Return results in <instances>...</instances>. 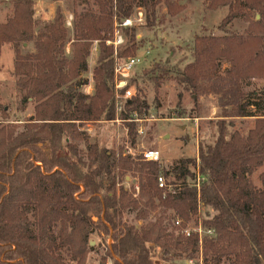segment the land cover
Masks as SVG:
<instances>
[{"label":"trees","instance_id":"16d2710c","mask_svg":"<svg viewBox=\"0 0 264 264\" xmlns=\"http://www.w3.org/2000/svg\"><path fill=\"white\" fill-rule=\"evenodd\" d=\"M8 1L12 15L0 23V57L13 46L21 105L36 106L24 124H6L0 102V264H87L96 232L111 239L107 256L115 264H156L158 250L163 261L200 256L202 264H264V172L260 189L252 182L264 167V114L250 111L261 107L243 90L246 82L264 79V0H205L209 11L228 9L218 27L223 35L196 36L191 61L176 72L160 65L146 71L158 107L169 75L181 88L178 107L184 94L197 108L201 97L218 101L214 143L201 144L197 158L168 169L134 162L122 148L101 149L81 128L115 120L116 60L140 49L136 29L120 25L142 9L147 27L154 28L161 8L170 17L185 9L179 0H91L75 12L72 36L60 8L52 21L40 22L35 0ZM239 19L247 29L230 32ZM119 29L125 42L116 49L108 42ZM94 44V93L87 95ZM143 108L152 109L138 94L128 103V112ZM249 118L256 122L247 134L234 129L235 120ZM129 172L136 173V183L126 188ZM160 175L173 178L170 190L159 189ZM203 207L216 214L202 222L215 236L186 237V225L200 219ZM126 212L136 213V225L123 222ZM173 224L178 236L170 232Z\"/></svg>","mask_w":264,"mask_h":264},{"label":"rangeland","instance_id":"374dc122","mask_svg":"<svg viewBox=\"0 0 264 264\" xmlns=\"http://www.w3.org/2000/svg\"><path fill=\"white\" fill-rule=\"evenodd\" d=\"M44 2L46 4H57L54 5V11L58 8L62 10L66 18L67 27L72 36L75 12H82L87 8L86 2H91V0H77L75 2H68L65 0H60L58 2L35 0L36 20L40 22H49L48 20L43 19L42 9L44 8ZM179 5L183 6L185 9L176 17L168 16L166 8H161L158 11L157 16L159 24L154 28L147 27L146 19L143 24L136 21L135 19L138 17V11H136L132 17L134 24L132 27H128L136 29L140 49L135 56L142 61L141 65L133 74L132 82L138 91H140L138 92V95H140L141 98L146 99L153 111H156V116L160 119L159 122L151 125L144 142L147 149H156L161 152L162 160L159 165L162 169H168L182 158H197L199 146L201 144L212 145L216 139L217 128L215 125L218 121V116H220L218 101L215 96L213 97H215L216 100L210 105L212 112H209L207 115L208 118L203 121L195 120L201 116L202 106L199 104L198 108L195 107L190 95L184 94L183 102L180 107H178V94L180 93L181 88L174 80L169 79V77H171L170 75L167 76V80L164 81L158 91L157 103L160 106L158 107L155 102L156 92L154 86L148 82L145 76L146 71H149L158 65L176 72V69H182L185 64L191 61L194 44H191L188 39L191 36L190 34H187L188 31L185 32L186 36L184 35L188 40H182V42L178 43L174 42L175 39L180 37V35L177 36L176 34L181 30V27L184 26V24H192L194 31L196 30V36L211 34L215 36L223 35V33L218 30V27L228 13L227 8L209 11L205 5V0H179ZM141 11L145 15V11L142 9ZM11 15L12 4L8 0H0V23L6 22ZM71 17L73 20L72 25L70 26L68 22H70ZM247 27L248 24L239 19L234 22L233 27H228V29L232 33H243ZM121 35L123 36L122 33ZM32 47L33 46L30 45L28 50L30 51ZM28 50L24 48L22 52L26 53ZM97 54L98 46L97 44H94L92 57L89 60L92 66L94 65L95 56ZM14 62L15 50L13 46L7 45L4 47L0 57V102L6 107L9 115V117L3 121L6 124H24L35 115L36 104L31 101L26 109L23 110L21 105L22 93L17 87V78L14 75ZM90 74L91 72L88 71L85 76L89 79ZM243 90L246 96L250 98L251 102L260 104L261 110L257 107H252L250 108V111L256 115L264 114V98H261L262 91H264V79L246 82ZM214 106L218 108L215 114ZM178 119L191 120L180 121ZM0 120H2V118H0ZM234 122L235 130L247 134L255 127L256 118L237 119ZM91 126L93 128V133H86L91 143H97L101 149H116L111 141V130L108 127L100 124ZM87 128L88 126L86 125L81 128V131ZM80 148L83 149L82 145ZM263 172L264 167L258 169L252 176V182L258 189L262 187L260 175ZM135 174V172H129L126 182H123L122 185L126 188H131L132 185L136 183ZM168 181L172 182L173 178L168 179ZM169 213L173 214V212ZM155 214L157 213H151L150 218L155 219ZM215 215L216 214L212 209L203 207L201 208L200 219L193 218V220L186 226L193 231L194 229L201 227L204 220L212 219ZM135 217L136 213L126 212L124 214L123 222L127 225H136L137 221ZM141 223L142 222L139 224ZM172 226L174 230L171 228L170 232L174 231L175 235L178 236L180 231L175 228L174 224ZM90 241L94 242V246H90L91 251L88 256L87 264H101L104 257H107V264H115V260L117 259L107 256V248L112 244L111 239H108L107 237L105 238L96 232L91 236ZM158 252L159 250L156 251V264H202L200 256L190 261H163Z\"/></svg>","mask_w":264,"mask_h":264},{"label":"built area","instance_id":"2783aa9c","mask_svg":"<svg viewBox=\"0 0 264 264\" xmlns=\"http://www.w3.org/2000/svg\"><path fill=\"white\" fill-rule=\"evenodd\" d=\"M137 20L143 24L145 22L144 13L139 10L137 13ZM73 18H70L69 25H72ZM134 24L132 18L125 20L120 27L128 28ZM120 29L116 30L115 38L113 41L108 42L109 45L113 44L117 49L124 44V38L120 33ZM140 58L134 56L126 58L124 60H116L115 63V120L103 121L100 123L102 126H106L111 130V141L116 149L122 148L126 156H129L134 162H154L161 163L162 155L159 150L147 149L145 145V138L150 130L151 125L159 122L160 119L156 116V111L153 109L147 110L143 108L141 110H134L128 112V103L132 101L138 94V89L132 83V78L135 70L141 65ZM180 121H190L191 119H178ZM198 121L197 119H195ZM88 128L83 131L91 134L93 128L90 124ZM132 126L134 127L132 129ZM199 180V179H198ZM159 189L167 190L171 189L168 185V179L164 175L158 177ZM138 191V187L135 188ZM177 227L181 226V221L175 222ZM186 237H191L192 234H198L200 239L203 237L215 236L214 230H206L202 226L191 231L189 228L184 230Z\"/></svg>","mask_w":264,"mask_h":264},{"label":"crops","instance_id":"0c3cea01","mask_svg":"<svg viewBox=\"0 0 264 264\" xmlns=\"http://www.w3.org/2000/svg\"><path fill=\"white\" fill-rule=\"evenodd\" d=\"M44 8L42 9V15H43V19L48 20V21H52L56 15V11L57 9H55L54 11V5L57 4H46L45 2L43 3ZM49 10V11H48ZM137 20V17L136 19ZM188 31L187 34H190L191 36L188 38L191 44H194V39L197 35L196 30L194 31L193 25L192 24H184V26L181 27V30L176 34L177 36L180 35L179 38L175 39L174 42H182V40H188L186 39V35L185 32ZM185 35V36H184ZM98 46V45H97ZM70 51V48H69ZM98 54L95 56V62L94 65L92 66L89 62V72H91L90 76H89V80H90V84L84 89L85 94L87 95H92L94 93V82L92 80V76H93V71L95 69V65H96V59H97ZM91 57H92V53H91ZM90 57V58H91ZM90 60V59H89ZM216 99L213 96H204L201 97L199 104L202 106L201 109V116L199 118H197L198 121H203L206 120L208 117V113L212 112L211 109V103L214 102ZM213 104V103H212ZM215 110H214V114L217 112V107L214 106ZM185 128V127H184ZM166 137V136H165ZM189 140V138H188Z\"/></svg>","mask_w":264,"mask_h":264},{"label":"water","instance_id":"95a60500","mask_svg":"<svg viewBox=\"0 0 264 264\" xmlns=\"http://www.w3.org/2000/svg\"><path fill=\"white\" fill-rule=\"evenodd\" d=\"M90 246H94V242L93 241H90Z\"/></svg>","mask_w":264,"mask_h":264}]
</instances>
